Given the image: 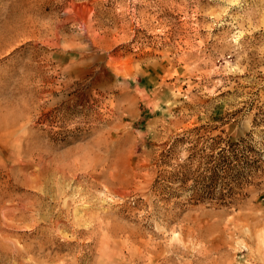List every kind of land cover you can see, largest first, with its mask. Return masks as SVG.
<instances>
[{"label": "rangeland", "instance_id": "rangeland-1", "mask_svg": "<svg viewBox=\"0 0 264 264\" xmlns=\"http://www.w3.org/2000/svg\"><path fill=\"white\" fill-rule=\"evenodd\" d=\"M0 264H264V0H0Z\"/></svg>", "mask_w": 264, "mask_h": 264}, {"label": "trees", "instance_id": "trees-1", "mask_svg": "<svg viewBox=\"0 0 264 264\" xmlns=\"http://www.w3.org/2000/svg\"><path fill=\"white\" fill-rule=\"evenodd\" d=\"M238 147L235 149H228L227 147H222L216 154H209L206 157H209V161H206L204 166V172L197 175L194 178L196 183L202 184L205 189V192L212 190V187L219 183L227 177V173L234 169L236 176H239L244 170H254L260 168V165L257 164L259 160L257 155H251L248 147L243 146L242 142L236 144ZM240 146V147H239ZM231 151H233V156L235 163L230 164L228 158L231 157ZM184 167V165H182ZM252 172V171H251ZM181 181L184 183L185 177L187 176L185 171H180ZM221 174V176H220ZM224 174V175H222ZM226 174V175H225ZM243 175V174H242ZM171 178L170 176L167 177ZM175 178V175H174ZM171 181V179H168ZM213 196H211L212 198Z\"/></svg>", "mask_w": 264, "mask_h": 264}]
</instances>
